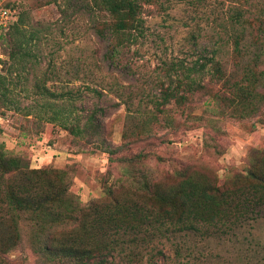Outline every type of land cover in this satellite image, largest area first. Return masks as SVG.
I'll use <instances>...</instances> for the list:
<instances>
[{
  "label": "rangeland",
  "instance_id": "rangeland-1",
  "mask_svg": "<svg viewBox=\"0 0 264 264\" xmlns=\"http://www.w3.org/2000/svg\"><path fill=\"white\" fill-rule=\"evenodd\" d=\"M1 6L12 10L20 28L7 46L0 35L6 85L5 97L0 92V153L28 169L65 175V188L80 203L122 195L152 201L154 192L176 182L181 167L233 185L245 180L244 167L264 164V117L233 116L235 106L210 71L196 75L201 87L185 93L183 103H161L160 89L170 60L217 61L227 72L239 71L229 13L240 6L246 15L264 17V0H149L142 34L118 44L114 54L111 17L92 12L84 0H0ZM14 36L22 48L9 59ZM69 109L81 124L95 110L101 134L71 133L59 122L63 113L70 119ZM55 110L59 118H48ZM156 246L160 253L146 247L154 263L141 249L142 264H259L264 221L237 236L189 232ZM6 260L40 264L24 241Z\"/></svg>",
  "mask_w": 264,
  "mask_h": 264
},
{
  "label": "trees",
  "instance_id": "trees-1",
  "mask_svg": "<svg viewBox=\"0 0 264 264\" xmlns=\"http://www.w3.org/2000/svg\"><path fill=\"white\" fill-rule=\"evenodd\" d=\"M84 1L92 12H106L111 17L109 29L115 37L111 38L110 53L117 52L118 44L135 40L133 35L142 34L143 4L149 0ZM229 16L234 63L241 69L227 72L217 61L210 66L199 59L190 64L170 60L165 63L167 83L160 87L161 103H183L185 93L193 94L201 87L196 75L210 71L221 93H228L235 106L233 116L264 117V17L262 13L246 15L240 6L233 7ZM18 28L19 22L15 21L0 33L5 46ZM22 43L14 36L6 57L17 58L14 48L21 49ZM232 71L238 72L232 75ZM3 79L0 73V92L5 97ZM95 113L93 110L87 114L81 124L78 117L71 118L69 109L70 119L63 113L59 122L76 136H98L100 123ZM58 116L55 110L48 118ZM51 170L28 169L19 158L0 153V264H8L7 254L22 241L40 264H142L141 249L147 250L148 246V250L154 248L160 253L156 243L173 242L175 236L189 232L237 236L264 221V164L244 167L245 180L233 185L218 183L209 176L199 177L181 167L176 171V182L154 192L152 201L122 195L86 204L65 188V175L51 176ZM147 184L154 187V181ZM152 253L147 260L154 263ZM259 264H264V255Z\"/></svg>",
  "mask_w": 264,
  "mask_h": 264
},
{
  "label": "built area",
  "instance_id": "built-area-1",
  "mask_svg": "<svg viewBox=\"0 0 264 264\" xmlns=\"http://www.w3.org/2000/svg\"><path fill=\"white\" fill-rule=\"evenodd\" d=\"M12 10L5 6L0 7V30L7 29L8 25L13 22Z\"/></svg>",
  "mask_w": 264,
  "mask_h": 264
}]
</instances>
